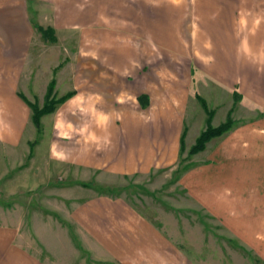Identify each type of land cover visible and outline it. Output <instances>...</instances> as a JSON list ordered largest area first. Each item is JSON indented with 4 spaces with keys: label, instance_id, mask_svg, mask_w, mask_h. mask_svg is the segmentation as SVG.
I'll use <instances>...</instances> for the list:
<instances>
[{
    "label": "rangeland",
    "instance_id": "obj_1",
    "mask_svg": "<svg viewBox=\"0 0 264 264\" xmlns=\"http://www.w3.org/2000/svg\"><path fill=\"white\" fill-rule=\"evenodd\" d=\"M2 1L6 0H0V8L5 11L6 5ZM54 1L64 4L70 0ZM82 1V22L76 23V27L60 28L55 44L44 41L36 29L39 24L46 28L53 22L50 11H38L36 16L30 13L34 21L32 24L19 21L16 27L18 38L9 34L11 22L0 20V43L3 46L0 126L3 128H9L10 116L17 112L16 94H23L30 102H37L42 107L47 81L55 77L62 82L58 91L61 95L58 94L57 98L75 88V76L78 84V79H83L78 86L87 93L81 101L82 109L117 111L121 105L134 110L133 98L127 92L112 103L90 92L94 46L114 42L138 46L146 42L149 50L157 42L155 52L149 55L148 51L146 62L150 65L148 71L154 66L155 72L158 74L161 71L165 78L171 75V70H177L180 78L182 75L186 77L192 62L209 66L219 62L220 55L231 52H238L243 60H264V0H160L161 3L156 5H150L153 0H147L146 15H138L140 19L133 21L127 20L128 16L123 15L121 10L113 12L106 7L99 12V19L93 20L90 16L91 0ZM29 7L32 10L43 8L37 3H30ZM17 39L25 41L26 50L23 58L14 62L10 51ZM99 62L102 69L97 70L98 75L102 77L110 73L112 77L114 70L110 69L107 60L101 57ZM11 64L16 66L10 67ZM131 65L133 67L134 63ZM195 87L200 95L193 91L185 126L191 127L194 132L196 129L205 131L208 114L197 96L205 100L212 113L211 125L217 103L201 90V84ZM64 110L59 108L53 116L42 119L44 132L39 136L31 121L32 113L26 109L19 119L21 139L13 144L0 142V223L23 228V232L33 239L52 264H119L98 260L103 258V251L87 245L86 233L72 216L79 203L96 193L111 194L109 190L115 191L112 196L127 202L168 234L172 226L175 227L174 232L184 237L178 243L184 251L192 254L196 264H264L231 239L215 219L205 214L198 206L200 203L194 202L181 184L183 176L194 164L195 155L191 156L189 152L198 138L187 149V130H184V149L178 163L148 176L126 179L102 172H85L66 162L65 159L74 158V152L58 145L74 134L81 137L88 135L86 125L91 118L81 117L77 112L76 116L66 115ZM217 111L221 112L220 109ZM102 116H99L100 121L105 119ZM76 122L85 126L80 129L81 132L74 128ZM55 126L60 137L53 133ZM31 149L34 157L29 159ZM187 237L192 241H187Z\"/></svg>",
    "mask_w": 264,
    "mask_h": 264
},
{
    "label": "crops",
    "instance_id": "obj_2",
    "mask_svg": "<svg viewBox=\"0 0 264 264\" xmlns=\"http://www.w3.org/2000/svg\"><path fill=\"white\" fill-rule=\"evenodd\" d=\"M30 3H37L43 8L32 10ZM147 3V0H91L90 16L98 20L99 12L106 7L113 12L121 10L123 15L128 16L127 20L133 21L140 19L138 15H146ZM149 3L156 5L161 2L153 0ZM3 4L6 6L5 11L0 8V20L11 22L9 34L17 38L19 21L24 24L26 21L34 22L30 13L36 16L38 11H50L53 22L46 28L54 29L56 37L60 28L76 27V23H81L83 19L82 0H70L64 4L54 0H6ZM152 15L156 17V13ZM154 35H157V31ZM156 43L149 50L146 42L138 46H124L119 42L94 46L90 92L111 103L127 92L133 98L134 110L121 105L117 111L82 109L81 101L87 93L78 87L83 79H78V84L75 76V88L63 93H74V96L58 109L64 108L66 115L77 112L81 117L91 119L86 125L88 135L81 137L74 134L58 145L74 152V158L65 161L85 172L129 177L148 176L158 169L174 166L182 153L184 130H187V149L194 145L204 130L196 129L194 132L191 127L185 126L188 102L193 91L200 95L193 86L201 84V90L217 103L212 125H222L231 115L234 126L223 136L212 139L204 151L195 155L194 164L183 176L181 184L185 186L188 196L200 203L198 206L202 211L215 219L231 239L264 263V60H243L238 52H231L220 55L219 62L209 66L192 62L186 77L182 75L180 78L177 70H171L172 76L165 78L161 71L158 74L155 72L154 66L148 71L147 53L155 52ZM25 50V41L17 39L10 51L12 60L19 62ZM101 57L114 70L112 77L110 73L102 77L98 75L97 70L102 69L99 62ZM2 59L3 46L0 43V68L3 67ZM131 63H134L133 67ZM15 66L11 64L10 67ZM54 80L55 95H61L58 91L62 82L57 77ZM51 81H47V89ZM15 96L17 112L10 116L12 121L8 129L0 126V142L13 144L22 137L19 119L21 113L30 108L23 99L28 100L27 97L20 93ZM219 109L220 113L217 111ZM100 115L105 119L100 121ZM82 127L77 122L74 125L78 132L85 126ZM53 133L60 137L56 126ZM54 144L53 141L52 146ZM72 216L86 233L87 245L103 251V258L98 260L119 264H196L192 254L184 251V247L178 243L184 237L174 232L175 227L172 226L168 234L117 197L96 193L79 203ZM22 229L19 225L0 223V264H52L51 259L45 257ZM186 240L192 241L188 237Z\"/></svg>",
    "mask_w": 264,
    "mask_h": 264
},
{
    "label": "trees",
    "instance_id": "obj_3",
    "mask_svg": "<svg viewBox=\"0 0 264 264\" xmlns=\"http://www.w3.org/2000/svg\"><path fill=\"white\" fill-rule=\"evenodd\" d=\"M42 35L43 39L46 42L50 43H56L57 42V37L55 36V31L52 28H44L42 26H38L36 28ZM55 87H56V81L53 79L47 89V93L44 98V103L43 106L40 107L39 104L32 103L28 101L27 99L23 98L26 103L28 104L30 110H31V121L34 125V127L37 130V134L40 136L42 134V118L46 115L53 114L57 111L58 107L66 103L69 99H71L74 96V93H68L64 95L61 98H57L55 95ZM198 100L201 102L204 110H206L208 114V122H207V128L205 131L201 133V135L198 137L195 145L191 148L189 155L193 156L196 155L202 151H204L206 144L210 142L212 139L218 138L223 136L224 134L228 133L234 126V121L231 119V117H228L225 123L220 125L219 127H213L211 125V118H212V113L209 111L207 103L205 100L197 96ZM184 137H185V132L182 135L181 138V148L182 151L184 149ZM34 145H31V148ZM32 149L30 153L29 159H32ZM126 179H130L129 176H124ZM84 187H88L87 184H83ZM110 193H114V190H109ZM102 195H105L104 193H101ZM111 194H106L109 197L116 198L118 196H112Z\"/></svg>",
    "mask_w": 264,
    "mask_h": 264
}]
</instances>
